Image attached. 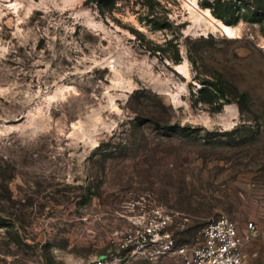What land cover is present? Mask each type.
<instances>
[{
	"label": "rangeland",
	"instance_id": "obj_1",
	"mask_svg": "<svg viewBox=\"0 0 264 264\" xmlns=\"http://www.w3.org/2000/svg\"><path fill=\"white\" fill-rule=\"evenodd\" d=\"M200 1L0 0V264H181L122 246L152 215L253 221L264 264V24Z\"/></svg>",
	"mask_w": 264,
	"mask_h": 264
},
{
	"label": "built area",
	"instance_id": "obj_2",
	"mask_svg": "<svg viewBox=\"0 0 264 264\" xmlns=\"http://www.w3.org/2000/svg\"><path fill=\"white\" fill-rule=\"evenodd\" d=\"M166 219L148 216L143 227H134L122 246L135 250L163 239L162 252L181 257V264H243L248 246L255 240L258 228L253 221L239 224L227 216L211 220L201 230V241L195 245H176L175 239L164 230Z\"/></svg>",
	"mask_w": 264,
	"mask_h": 264
},
{
	"label": "trees",
	"instance_id": "obj_3",
	"mask_svg": "<svg viewBox=\"0 0 264 264\" xmlns=\"http://www.w3.org/2000/svg\"><path fill=\"white\" fill-rule=\"evenodd\" d=\"M90 1L95 3L101 16L109 12L114 5V0ZM200 3L202 6L208 8L213 16L220 19L226 25L236 24L240 19L264 24V0H201ZM240 109H242L241 106ZM150 117V121L157 124L156 118L154 116ZM179 130L180 135H185L184 128L181 127Z\"/></svg>",
	"mask_w": 264,
	"mask_h": 264
},
{
	"label": "bare ground",
	"instance_id": "obj_4",
	"mask_svg": "<svg viewBox=\"0 0 264 264\" xmlns=\"http://www.w3.org/2000/svg\"><path fill=\"white\" fill-rule=\"evenodd\" d=\"M205 14H206L207 16H209L208 11H206ZM222 30H223L224 32H228V33H229L231 29H230V27H228V26H223V27H222Z\"/></svg>",
	"mask_w": 264,
	"mask_h": 264
}]
</instances>
